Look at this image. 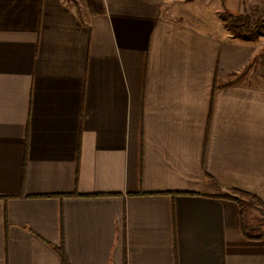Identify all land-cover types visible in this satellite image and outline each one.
Returning <instances> with one entry per match:
<instances>
[{
	"label": "crops",
	"instance_id": "0c3cea01",
	"mask_svg": "<svg viewBox=\"0 0 264 264\" xmlns=\"http://www.w3.org/2000/svg\"><path fill=\"white\" fill-rule=\"evenodd\" d=\"M223 5L264 0H0V264H264L221 198L264 205V35Z\"/></svg>",
	"mask_w": 264,
	"mask_h": 264
},
{
	"label": "trees",
	"instance_id": "16d2710c",
	"mask_svg": "<svg viewBox=\"0 0 264 264\" xmlns=\"http://www.w3.org/2000/svg\"><path fill=\"white\" fill-rule=\"evenodd\" d=\"M222 17V22L223 25L230 30L235 36L239 38H245L249 40H255L257 39L260 35H264V17L258 18V19H253V17L246 11L242 13H234L229 11L225 5H223V11L221 14ZM241 195H245L253 200H255L258 205L264 209V205L261 204V202L256 199L255 197H252L248 194L239 192ZM221 198L231 200L236 202L239 207L240 206V201L238 198L233 197L231 195L225 194ZM241 231L243 235L247 238L250 239H259L262 238V236H250L244 229V227L241 225ZM61 259L63 264L66 263V259L61 254Z\"/></svg>",
	"mask_w": 264,
	"mask_h": 264
},
{
	"label": "rangeland",
	"instance_id": "374dc122",
	"mask_svg": "<svg viewBox=\"0 0 264 264\" xmlns=\"http://www.w3.org/2000/svg\"><path fill=\"white\" fill-rule=\"evenodd\" d=\"M246 12L253 19L262 18L264 17V5H246ZM229 192V195L237 197L240 201L242 223L245 231L250 236L264 237V209L255 200L241 195L239 191L231 190Z\"/></svg>",
	"mask_w": 264,
	"mask_h": 264
}]
</instances>
